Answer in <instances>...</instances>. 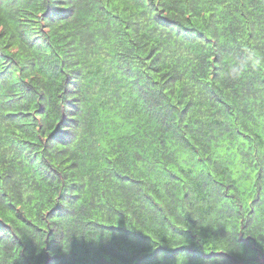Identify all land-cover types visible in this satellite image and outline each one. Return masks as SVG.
<instances>
[{
    "label": "trees",
    "instance_id": "16d2710c",
    "mask_svg": "<svg viewBox=\"0 0 264 264\" xmlns=\"http://www.w3.org/2000/svg\"><path fill=\"white\" fill-rule=\"evenodd\" d=\"M133 2L0 0V264H264V0Z\"/></svg>",
    "mask_w": 264,
    "mask_h": 264
},
{
    "label": "clouds",
    "instance_id": "9594fccd",
    "mask_svg": "<svg viewBox=\"0 0 264 264\" xmlns=\"http://www.w3.org/2000/svg\"><path fill=\"white\" fill-rule=\"evenodd\" d=\"M70 0H59V3H67ZM58 3V0H48V4L54 7ZM150 4V0H148ZM99 8L104 9L106 12L112 13L116 16H120L125 19H135L140 16V14L145 13L146 4H137L133 0H97V5ZM9 11H4L0 13V19L4 20V27L8 29L9 34H12L14 30V25H9L7 22V17ZM71 15V13H70ZM31 27V26H29ZM20 46V45H18Z\"/></svg>",
    "mask_w": 264,
    "mask_h": 264
}]
</instances>
